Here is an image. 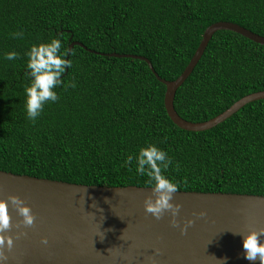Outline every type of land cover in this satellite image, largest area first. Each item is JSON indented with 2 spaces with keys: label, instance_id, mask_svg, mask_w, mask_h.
Wrapping results in <instances>:
<instances>
[{
  "label": "trees",
  "instance_id": "trees-1",
  "mask_svg": "<svg viewBox=\"0 0 264 264\" xmlns=\"http://www.w3.org/2000/svg\"><path fill=\"white\" fill-rule=\"evenodd\" d=\"M229 22L264 37V0H0V170L71 184L152 187L122 166L151 143L172 157L164 175L179 191L264 196V99L215 127L191 132L172 123L165 85L194 55L204 31ZM23 31V38L12 33ZM59 36L72 66L35 123L26 117L27 56ZM91 50V51H90ZM11 51L15 60L5 59ZM98 53V54H96ZM264 91V46L215 32L177 89L174 109L208 121L241 98ZM178 165V167L176 166Z\"/></svg>",
  "mask_w": 264,
  "mask_h": 264
},
{
  "label": "water",
  "instance_id": "water-1",
  "mask_svg": "<svg viewBox=\"0 0 264 264\" xmlns=\"http://www.w3.org/2000/svg\"><path fill=\"white\" fill-rule=\"evenodd\" d=\"M220 30L264 46V37L237 24L214 23L204 31L188 65L173 81L161 79L145 57L101 55L144 61L165 85L163 103L172 123L186 131L202 132L246 104L264 99V91L249 94L200 123L188 122L175 111L177 89L193 71L212 35ZM74 45L85 48L73 42L68 56ZM151 188L71 184L0 170V200L17 196L35 217L31 226H24L15 207L9 206L11 226L0 235L10 236L13 245L10 250L0 249L8 257L0 264H260L259 260L244 259L242 236L264 228V196L178 191L172 202L181 207L173 227L168 212L157 220L144 211ZM189 220L191 225H187ZM42 239L47 243H41Z\"/></svg>",
  "mask_w": 264,
  "mask_h": 264
},
{
  "label": "clouds",
  "instance_id": "clouds-1",
  "mask_svg": "<svg viewBox=\"0 0 264 264\" xmlns=\"http://www.w3.org/2000/svg\"><path fill=\"white\" fill-rule=\"evenodd\" d=\"M23 31L12 33V36L23 38ZM61 38L57 36L48 43L34 44L25 53L27 56L25 76L30 79V84L24 89L25 92V111L26 117L32 123H35L48 102L55 103L59 100V96L55 89L59 86L64 88H75L74 81L65 84L64 78L61 79L66 71L72 66V62L68 59V51H61ZM19 57V53L11 51L5 54V59L15 60ZM133 159L136 161L135 172L140 176H147L148 183L152 185V196L146 197L144 200V211L150 213L155 219L159 220L161 216L168 212L172 217L170 223L176 227L175 217L181 207L179 203H173V194L179 191L178 185L168 179L164 172L173 164V159L163 149L154 144H147L141 147L138 153L133 156L129 153L123 161L122 166H129ZM178 167V165H176ZM9 206H14L17 214L22 217L21 224L31 226L34 222V215L31 209L17 196H9L7 201L0 200V233H6L10 228V216L8 214ZM201 216L204 213H200ZM192 221H187V225H191ZM184 229H181L183 233ZM238 234V233H236ZM240 235V234H239ZM242 248L244 251V259L248 261L259 260L260 264H264V228L259 231H250L242 236ZM41 243H47L46 239H42ZM13 240L8 235H0V249L10 250ZM7 256L0 251V262L6 261Z\"/></svg>",
  "mask_w": 264,
  "mask_h": 264
}]
</instances>
